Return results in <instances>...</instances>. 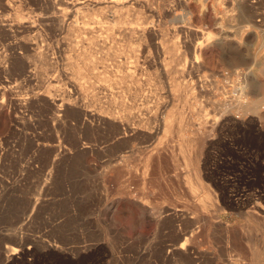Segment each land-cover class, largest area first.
I'll use <instances>...</instances> for the list:
<instances>
[{"label": "rangeland", "instance_id": "rangeland-1", "mask_svg": "<svg viewBox=\"0 0 264 264\" xmlns=\"http://www.w3.org/2000/svg\"><path fill=\"white\" fill-rule=\"evenodd\" d=\"M136 4L0 30V264H264V0Z\"/></svg>", "mask_w": 264, "mask_h": 264}, {"label": "bare ground", "instance_id": "bare-ground-1", "mask_svg": "<svg viewBox=\"0 0 264 264\" xmlns=\"http://www.w3.org/2000/svg\"><path fill=\"white\" fill-rule=\"evenodd\" d=\"M89 1H93V0H84V2H80V0H50L51 2V8L53 10H55L53 13L49 14V10L47 12H39L38 10H34L33 12L29 13L26 16H22L19 15L16 7L22 6L24 4V0H0V30H4L5 33H9L8 36L10 35V37L14 38L15 41L13 43H10L7 46V50L9 51V59L10 58H17L20 60L21 62V67L23 72L29 73L26 77L27 80H33L35 78L33 72H32V62L31 60H29V55L28 52L29 50H34L35 49V56L38 59H44L47 60L48 57V51H46L45 49H40L39 47V37L41 36V28L40 26L42 24H44L47 21L50 20H54L56 19V21L58 20V26L59 29L62 30L65 29V22L66 19H69L74 12H76L79 9V6H81V3H85L86 4ZM137 0H97V2L99 4H106L107 7L115 9L116 12H114L112 15H108L106 17H104L105 19L109 20H114L118 15V11L119 10H123L126 7L132 6L134 3L136 4ZM139 1V0H138ZM137 5V4H136ZM49 8V7H48ZM15 10V17L12 18V16L10 15V11ZM127 10V9H126ZM51 11V10H50ZM7 13L9 14V17L2 20V17H5L4 15H7ZM26 14V13H25ZM72 19V18H71ZM104 20V19H103ZM69 21V20H68ZM72 22V21H71ZM107 22V21H106ZM94 23V22H93ZM96 23V22H95ZM115 23V22H114ZM92 24V23H91ZM111 24V23H110ZM74 25V24H73ZM108 25V24H107ZM75 26V25H74ZM30 28L32 29V31L34 32V38L33 37H26L24 36V29L26 28ZM120 27V26H119ZM70 28V27H68ZM95 28V26H94ZM128 28V27H127ZM29 29V32H30ZM88 29L91 30L90 33H92L93 27H89ZM126 30V29H125ZM134 30L135 29V25H130V28H128V31H126V35H128L129 37H132L134 35ZM72 31V29H71ZM70 31V32H71ZM125 32V31H124ZM138 32V31H136ZM23 34V35H22ZM7 35V34H6ZM124 35V34H123ZM11 38V39H12ZM44 40V39H43ZM42 40V41H43ZM46 41V40H45ZM68 41V39H67ZM44 42V41H43ZM71 42V41H70ZM42 43V42H41ZM48 45V44H47ZM70 45V44H69ZM192 45V44H191ZM45 46V45H44ZM81 46V45H80ZM36 47V48H35ZM40 50H36V49ZM105 47V46H103ZM202 48L201 46H198L197 44L192 46V52H199V49ZM42 48V47H41ZM90 49V48H89ZM110 49V48H109ZM48 50V48H47ZM190 50V49H189ZM4 53V52H3ZM2 53V54H3ZM115 53V52H114ZM113 53V55H115ZM194 53V54H195ZM34 54V53H33ZM112 54V53H111ZM198 54V53H197ZM5 55V54H4ZM8 55V54H7ZM196 55V54H195ZM3 56V55H2ZM34 56V58H35ZM93 56V54L91 52H86L85 54H83V58L85 60H90V58ZM31 57V56H30ZM16 59V60H17ZM13 60V59H12ZM11 60V61H12ZM43 60V61H44ZM2 61V60H1ZM8 61V60H7ZM13 62V61H12ZM15 62V61H14ZM47 62V61H46ZM101 61H96V64H99ZM10 63V62H9ZM105 63V62H104ZM7 64V63H6ZM11 64V63H10ZM20 64V63H19ZM18 64V65H19ZM6 66V65H5ZM20 66V65H19ZM109 66V65H108ZM8 67V66H7ZM20 67V68H21ZM1 68V67H0ZM4 70V69H3ZM25 74V73H24ZM128 76V75H127ZM133 80V79H132ZM4 84V83H3ZM13 84L12 82H10V85ZM13 86V85H12ZM17 87L21 88L23 86V84L17 83L16 84ZM22 89V88H21ZM13 90V89H12ZM77 90V88H76ZM79 91V90H78ZM39 95V94H38ZM37 95V97H38ZM68 95V94H67ZM42 96V95H41ZM43 97V96H42ZM20 99V98H19ZM64 101V100H63ZM18 102V101H16ZM65 103V102H64ZM18 104V103H17ZM17 106V105H16ZM21 106V105H20ZM18 106V107H20ZM59 106V105H58ZM62 106V105H61ZM59 106V107H61ZM65 106V105H64ZM62 106V107H64ZM70 106V105H69ZM15 108V107H14ZM16 109V108H15ZM61 109V108H60ZM82 113V112H81ZM22 118V117H21ZM213 128V127H212ZM207 133V132H206ZM133 136V135H132ZM231 235V234H230ZM233 240V239H232ZM22 248V247H20ZM9 250V249H8ZM10 251V250H9ZM15 251V250H14ZM21 251V250H19ZM24 251V250H23ZM8 253V251H7ZM13 253V252H12ZM23 253V252H22ZM14 254V253H13ZM18 255V254H17ZM20 255V254H19ZM18 255V256H19ZM9 256V255H8ZM190 257V256H189ZM10 258V257H9ZM13 258V257H12Z\"/></svg>", "mask_w": 264, "mask_h": 264}]
</instances>
